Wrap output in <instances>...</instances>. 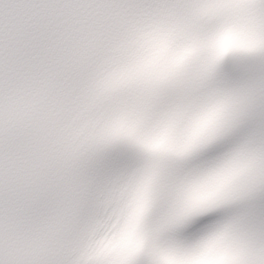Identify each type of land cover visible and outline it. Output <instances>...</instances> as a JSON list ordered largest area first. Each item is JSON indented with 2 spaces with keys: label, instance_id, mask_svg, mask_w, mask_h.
Returning a JSON list of instances; mask_svg holds the SVG:
<instances>
[{
  "label": "snow or ice",
  "instance_id": "snow-or-ice-1",
  "mask_svg": "<svg viewBox=\"0 0 264 264\" xmlns=\"http://www.w3.org/2000/svg\"><path fill=\"white\" fill-rule=\"evenodd\" d=\"M0 264H264V0H0Z\"/></svg>",
  "mask_w": 264,
  "mask_h": 264
}]
</instances>
